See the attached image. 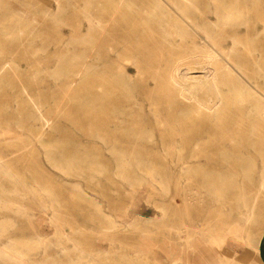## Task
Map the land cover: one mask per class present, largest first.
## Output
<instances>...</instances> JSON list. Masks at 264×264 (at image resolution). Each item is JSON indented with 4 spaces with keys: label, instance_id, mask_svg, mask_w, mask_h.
Returning a JSON list of instances; mask_svg holds the SVG:
<instances>
[{
    "label": "rangeland",
    "instance_id": "obj_1",
    "mask_svg": "<svg viewBox=\"0 0 264 264\" xmlns=\"http://www.w3.org/2000/svg\"><path fill=\"white\" fill-rule=\"evenodd\" d=\"M259 1V4H262L260 6L259 4L257 5L259 6V10L258 7L252 9V6L249 9L253 11L251 13L255 12L264 15V0ZM0 2V30L2 29L4 31H0V161L4 162L2 159H5L4 163L9 165L8 169H10V171L12 170L13 174L17 176L20 175V177L17 178L23 185H27L28 188H38L41 194L45 193L48 195V200L46 201L53 204V208H49L50 210H41L40 204L32 195L26 196L15 180L12 181L4 174L0 173V193L2 194V192H4L3 194H5L4 196L6 198L3 197V194L1 196L6 199L5 201L21 202L19 204L22 209H27L25 212L28 211L27 213H15L0 208V224L3 220L11 218L9 220L11 222V224L9 222V228L7 227L6 230L0 229V248L6 245L12 237L15 241L23 244L24 247H28L29 245L30 247L34 246V250L31 252V258L33 257L32 261L35 262V264H64L62 261H65V264H67L69 261L72 262V259L76 261L75 236L77 234H74L76 233L78 220H80V214L84 212L81 222L86 228L87 236H94V244L100 245L104 249L111 250L113 253L112 256L114 257V253L120 254V252H122L121 239H117V233L120 232L123 234V232H125L123 229L124 227L122 228L120 225L123 217L126 218L128 214L130 215L133 212H138L139 214L137 217H140V226L143 228L140 227L138 231H133V235H144L150 242L149 247L154 255L161 258L165 264H171L172 262H174L172 264H177L178 261L182 262L177 260L181 257H185V264H209L206 262L207 259H216L218 252L227 257L224 256V261L226 263L228 262L227 264H261V260L257 261L255 258L257 255L259 257L261 251L260 243L264 242V190L261 192V185H259L264 180V155L253 152L247 154L248 157L247 155H239V157L234 155L227 158L221 152L208 149L210 146L220 143V136L216 138L210 133L190 136L185 130L177 131V133L173 134L171 139H167L163 144L167 145V148L173 145L181 146L183 151H179V148L173 152L171 150L170 152H163L160 150L159 152L161 153L155 151L154 154L151 153L143 156L142 160H145L144 162L155 171V176L161 183L160 185H155L150 181L148 176L142 173L140 174L138 168L134 166L133 163H136L137 158H129V161H132L133 167L131 171L126 167L128 157L124 155H115L112 151L114 147L115 149H122V145L137 146L145 145L147 142L131 139L130 142L125 143L121 141V137H114L108 134L107 126H104L109 113V111H107L106 115V110L104 109V107H107L105 106L107 105V100L100 103L103 107L101 111V115L103 116L102 120L105 121L103 126L97 128L95 124H93V119L91 118L93 112V102L91 101L93 95L92 89L94 88L93 83H96V88L99 85L103 86L102 88L105 90L110 88L106 83V81L108 82L109 80V78H107L109 76L104 72V70H107L106 61L109 54V45L105 38V41H103L100 46L101 56L99 59H95L91 52L89 35L90 33L91 35H95L99 29H90L86 14H91L95 18L101 17L100 19L102 22H105L107 11L110 10L112 6L111 0H0ZM59 8L61 10H59ZM202 8L204 10L208 9L205 4H202ZM58 10L62 11V13L60 12L58 19L54 20L53 16ZM15 12L22 14L26 18L21 25L20 23L15 24V22L4 21V19H7ZM254 20L256 24L255 21H253L254 23L252 25L255 27L256 31L254 34L256 35H254L253 41H251L253 42L251 49L256 48L257 50L259 46L258 41H264V34H262L261 31H259V33L257 31L262 26V22L258 19ZM4 25L9 27L8 30L11 33L13 32L12 35L14 36H8L6 34L7 32L5 33L6 29H4ZM104 30H102L103 34H107V29ZM241 32V38L243 39V36H245V29ZM258 34H260V36H257ZM85 36L88 37V39L85 38ZM243 40H246V38ZM117 42L116 44L121 45L119 40ZM263 46L260 48L261 50L264 49ZM259 52L261 53L258 49L255 56H258L260 54ZM263 54L264 53L260 54L262 55L260 57L261 61L263 59ZM92 64H95L96 67L98 66L95 72L92 71ZM123 64L127 65V62H123ZM69 70L72 71L70 72L71 75L69 74ZM253 71L257 70L255 69ZM256 78L258 81L264 82L263 77ZM99 82L103 84L101 85ZM116 91V95L122 97L120 91L118 89ZM57 98L58 100H56ZM35 99L40 103L37 101L35 102ZM52 111L54 114L58 112L57 115L52 116ZM41 112L42 114H40ZM22 114L24 116H22ZM51 117H53V119ZM49 119L50 121L47 122ZM70 121L71 123L69 124ZM32 124H34V126ZM36 128H42L43 130L38 129L39 132L42 131L38 133ZM32 129L34 131H32ZM44 131L47 133H44ZM67 133L71 135L69 138ZM154 134L155 140L159 141V138L162 137L160 135V130L154 131ZM215 139L218 141H215ZM65 142H67L68 145ZM70 142H73L71 143L72 147L70 146ZM107 143L109 144L107 145ZM64 144L68 147V153L66 152V147L64 146L65 148H63V146H61ZM159 144L162 143L160 142ZM59 146H61V149H64L63 151L65 153L59 149ZM73 147L75 148L73 149ZM202 147H206L207 150H201L200 148ZM50 148L51 150L56 149L61 152H55L56 150L50 152ZM68 149L72 153L69 152ZM46 152H50L49 154H51L52 157L54 156L53 159L57 161L55 166L56 169L53 168L52 163L49 164V158L45 155ZM69 153L70 155L72 154L71 156L74 155L75 158L70 157ZM117 154L119 153L117 152ZM241 156L245 163L247 161L246 158L248 159L247 165L245 164L246 166L240 165L242 161L240 160ZM47 158L48 162L46 160ZM71 158H74V160ZM61 159L63 161H61ZM132 159H134V161ZM67 164L75 166L74 170L70 171L72 175H75L76 171L81 175L76 174L75 176H71L69 172L62 171V166ZM50 165L52 166L50 167ZM126 171L130 175L127 174ZM88 172H91V176H88V174H90ZM126 174L130 177L132 176V180L137 178L138 180L140 179L143 183L140 187L141 189L139 188V190H137V185L133 183L135 180L129 183L126 179L128 178ZM31 176H33L35 180H32L34 178ZM222 178L233 181L234 184L241 186V188L237 185H232L229 190L224 189L226 193L229 192L227 196L225 193V199H223L224 197H222V199H216L212 194L213 190L210 186L218 185ZM34 182L37 183L38 186ZM39 183H41L43 189ZM39 185L41 187H39ZM74 189H76V191ZM130 192L133 193V195H130ZM241 192H244L246 201L238 197ZM53 194H56V196ZM53 196L54 200L51 198ZM47 197L45 198L47 199ZM56 197L59 198V200ZM55 201H59L60 204ZM88 201H90V203H88ZM96 204L102 207V214L95 213L96 210H94V205ZM170 204L171 206H169ZM246 207L248 209L254 207L252 209L254 218L249 223L244 220V212L247 210ZM8 212H10V214ZM54 213L55 218L60 219L56 220L57 224H55V226L51 224V218L54 216ZM164 215L167 218H165ZM30 216L33 219H31ZM163 216L164 218H162ZM29 217L30 219H28ZM62 217L67 221L61 220ZM107 217L109 219H107ZM38 219H41V221H37ZM103 219L106 221H103ZM107 220L109 222L111 221L110 225L107 224ZM184 221L187 224L184 225ZM104 224H107L109 227ZM145 224H149V226ZM239 224L241 225L239 226ZM12 226H16L17 229L15 227V230ZM107 228H109L110 231H108L109 229ZM105 229L107 231H105ZM186 230L187 233L185 232ZM109 232L111 236L113 235L112 238L111 236L108 237L110 235ZM102 233L107 238L111 239L101 240L105 237L103 235L101 236ZM125 233L130 235L129 232ZM198 234L199 236H197ZM62 235L69 236L72 241H67L66 243ZM205 235L207 236L206 238ZM38 238L51 241V243L50 241L47 242L51 247L45 246V250L47 249L46 253H43V251L39 252V249H35L39 246L36 244V247L35 245V242L39 241ZM257 240L260 243H258ZM55 241L57 244L52 243ZM182 244L185 245L183 246ZM53 245L55 247H53ZM166 247L169 250L172 248L174 249L172 254L174 257L171 256V258H169L167 256L163 251ZM54 249L56 251H54ZM63 249L67 251L66 254L63 252ZM193 249L196 251H192ZM40 250L43 249L40 248ZM116 250L119 251L117 252ZM195 256L201 257V261L197 263H189L187 261V259H193ZM261 256L262 255H260V257ZM232 258L234 259L232 260ZM5 259L7 258L0 255V264H4V262H6L5 264H9L10 262V264H12L13 261ZM47 259L50 260L47 261ZM38 261L42 263H38Z\"/></svg>",
    "mask_w": 264,
    "mask_h": 264
},
{
    "label": "bare ground",
    "instance_id": "obj_2",
    "mask_svg": "<svg viewBox=\"0 0 264 264\" xmlns=\"http://www.w3.org/2000/svg\"><path fill=\"white\" fill-rule=\"evenodd\" d=\"M259 2H260L259 0H111L112 6H111V9L107 11V17H106L105 22H102V20L100 19L101 17L95 18L91 14H86V19L90 25L89 26L90 29L91 30L92 29L95 30V28L99 29V31L95 35H91V33L89 35V43L91 44L90 48H91V52L93 56L95 57V59H99V57L101 56L100 46L102 42L105 41V38L109 45V51H108L109 54H108V58L106 61L107 70H104V72H106L109 76L107 77L109 78V80L107 79L108 82L106 81V83L109 85L110 88L107 87L108 89L105 90L102 88L103 86H100V85L97 86L96 88V83L95 82L93 83L94 88L92 89L93 95L91 98V101L93 102V106H92L93 112L91 116V118L93 119V124H95L97 128H99L100 126H103V123L105 121L102 120L103 116L101 115V111L103 110V107L100 105V103H102V101L104 100H107V105H105L107 107H104V109L106 110V115H107V111H109V113L107 116L108 119L105 122L104 126H107L106 128H108V134L114 137L115 136L121 137L122 138L121 141L125 143L130 142L131 139L135 141L147 142L145 143V145H137V146L122 145V149H115V147L113 146L114 149L112 148V151L115 153V155H124L128 157V161L126 163V167L128 169L131 170V168H133L132 163H131L132 161L130 162L129 158H135V159L137 158L136 163H133V164L136 168H138V170L140 171V174L142 173L143 175L148 176L150 178V181L153 182V184L160 185L161 183L159 182L158 178H156L155 176V173H154L155 171H153L147 165V163L144 162L145 160H142L143 156H146V154H151V153L154 154L155 151H157L158 153L160 150L163 152L164 151L170 152L171 150L173 152L179 148L178 149L179 151H183L181 146L173 145L167 148V145L163 144L164 141H167V139H171L173 134L181 130L182 131L185 130L190 136H198V135H201L202 133L204 134L210 133L214 135L216 138L220 136L221 137L220 143L219 144L216 143L214 146H210L208 149L221 152L227 158L232 157L234 155L239 157V155L243 156V155H247L253 152H258V153H261V155H264V82H260L256 78V77L264 78V54H263L262 61L260 59V57L262 56L260 54L264 53L263 51L264 49L262 50L260 49L264 45V41H260V40L258 41L259 46L257 45L258 46L257 48L259 49V51H261V53L259 52L260 54L258 56H255V53H257L258 49L257 50L256 48L251 49V46L253 45V42L251 41H253V37L254 35H256L254 34L256 31L255 27L254 25H252L254 23L253 21H255L254 19H258L260 22H262V26L261 27L259 26L260 28L257 31L258 33L259 31H261V33L264 34V15L258 14L255 12H254L255 14L251 13L253 11L249 9L252 6L253 7L252 9L254 8L256 9L258 7V10H259V6L262 5L261 3L259 4ZM202 4H205L208 9L204 10L202 8ZM258 4L259 6H257ZM59 10L61 9L59 8ZM59 10L56 14H54L53 16L54 20L58 19V15L60 14V12L62 13V11H59ZM25 19L26 18L22 14L15 12L14 14H11V16H9L7 19H4V21L15 22V24L20 23L21 25V23H23ZM255 24H256V21H255ZM241 28L245 29L246 37L243 36V39L246 38L248 42L241 38V35H242L241 31L244 30ZM4 29H6L5 33L7 32L6 34L8 36L12 35L13 32L11 33L8 30L9 27L5 26ZM104 29H107V34H103L102 30ZM260 34H258L257 36H260ZM85 38L88 39V37L86 36ZM118 40L121 43V45L116 44ZM123 62H127V65L123 64ZM97 67L95 66V64H92V68H93L92 71L95 72L98 69ZM67 68L70 69L69 67ZM251 68L253 70L256 69L257 71H253ZM71 70H72V67H71ZM72 71L69 70V74ZM99 83L101 85L103 84L101 82ZM117 89L120 91V95L122 97L120 96L118 97L116 95ZM56 100H58V98ZM36 101L37 100L35 99V102ZM54 101H55V98H54ZM57 113L58 112L54 114L53 112L51 114L52 116H54V115H57ZM40 114H42V112ZM22 116L24 115L22 114ZM51 118L53 119V117ZM48 121H50V119L47 120V122ZM70 123L71 121L69 122V124ZM32 125L34 126V124ZM42 128H38V129H42ZM33 129L32 131H34ZM38 129H37V132L41 133L42 131L39 132ZM58 130H61V129H58ZM157 130H160V135L162 136L159 138V141L158 140L156 141L154 138L156 134V133L154 134V131H157ZM44 133H47V132L44 131ZM120 133H123V134H120ZM67 134L69 135L68 136L69 138L71 135L69 133ZM75 137H71V138H75ZM215 141H218V140L215 139ZM160 142L162 144H159ZM65 143L68 145L67 142ZM71 143L73 142H70V146L72 145ZM108 144L109 143H107V145ZM59 145H60V142H59ZM115 145L117 146L116 143ZM61 146H63V148L66 147L65 149L67 152L68 147L65 146V144ZM61 146H59V149L63 151L64 149H61L60 148ZM46 148H47V145H46ZM74 148L75 147H73V149ZM200 149L207 150L206 147L205 148L202 147ZM55 150H51L50 148V152L55 151ZM60 150H58L59 153L61 152ZM58 151L56 150L55 152H58ZM50 152H46L45 155L49 158V162H50L49 164L52 163L53 168H55L57 161L53 159L54 156L52 157L51 154H49ZM69 152L71 151L69 150ZM117 152L119 154H117ZM71 155L70 157H74V155L73 156ZM242 156L240 159L242 160L240 162L241 166L245 165L248 161V159L246 158L247 161L245 160L246 161L245 163L242 159ZM48 158L46 159L47 162H48ZM74 158L73 159L71 158V159L74 160ZM2 160H4L5 162V159H2ZM132 160L134 161V159ZM61 161L63 160L61 159ZM4 162L0 161V173L1 174H4L8 179H11L12 181L15 180L20 185L21 189L24 191L26 196L32 195L33 198L37 200L38 203L40 204L42 208L41 210H50L49 208H53L52 207L53 204L46 201L48 200L47 194L45 193L41 194L38 188H35V187L28 188L27 185H23L20 182V180L17 178V177H20V175L17 176L13 174L12 170L10 171V169H8L9 165H7ZM74 165H75V162H74ZM74 165L67 164V165L62 166V168L61 167L60 168L62 169V171L70 173V171L74 170V167L76 166ZM51 166L52 165H50V167ZM84 167H85V163H84ZM78 172H81V171H78ZM88 173H90L88 174V176L89 175L91 176V172H88ZM76 174H78L77 171L75 172V175ZM127 174L129 173L127 172ZM75 175L71 174V176H75ZM129 175H127L128 178L126 179L129 181V183L130 181L135 180L136 183L134 181L133 183L134 185H137L138 187L137 190H139V188L143 185V183L140 181V179L138 180V178L132 180L131 178L132 176L130 177ZM32 180H35V178ZM23 181H26V180H23ZM35 184L37 185V183ZM39 184L41 185V183ZM40 185L39 187L42 186ZM232 185H237V184H234V182L231 180L222 178L218 185H212L210 186V188L213 190L212 194L214 197H216V199L217 198L222 199V197H224L226 193L224 189L229 190L230 186ZM259 185H261L260 187H261V192H262V190H264V180ZM237 186L241 188V186L239 185ZM41 188L43 189V186ZM74 190L76 191V189ZM3 193L4 192H2V194ZM228 193L229 192L226 193V196ZM2 194L0 193V208L6 211L15 212V213H23V212L27 213L28 212V211L25 212V210L27 209L25 210L22 209V207L19 204L21 202L17 203L16 201H9V200L5 201L6 199L3 198L5 197L4 196L5 194H3V197L1 196ZM129 194L133 195V193L131 192ZM54 196H56V194ZM54 196L51 197L53 200H54ZM45 197H47V199ZM238 197L241 198V200L243 198V200L246 201L244 192H241ZM57 199L59 200V198ZM223 199H225V197ZM72 201L75 202L74 200ZM55 202L59 203V201H55ZM58 203H55V204H58ZM88 203H90V201H88ZM254 204H255V201H254ZM94 206H95L94 210H96L95 213L96 212L97 214L103 213L102 207L99 204H96ZM169 206H171V204ZM248 208L246 207L247 210L245 209L246 212H244V220L247 223L251 222V220L254 218L253 217L254 212L252 210L254 207L252 209H248ZM8 213L10 214V212ZM83 214L84 212L83 213L81 212L80 220H78L76 233L74 232L75 233L74 235L77 234L75 236L76 237V250H75L76 251V261L72 259V262H70L69 261L71 259L70 258L68 260L69 263L67 264H165L161 258L156 257L154 255L153 251L149 247L150 242L144 237V235L142 234H141L142 236H138V234L133 235L132 232L136 230L138 231V229L141 227L140 217L139 218L137 217L139 214L138 212H133L130 215L128 214L126 218L123 217L122 219V223L120 225L122 228L124 227L123 229L125 230V232H129L130 235H128L125 232H123V234L120 232L117 233V239H121L120 243H122L121 245L122 252H120V254L114 253L116 257L112 256L113 253L111 250L104 249L100 245H95L94 236H89V237L87 236L86 228L81 222L83 220L82 219ZM164 216L162 218H164ZM30 217L28 219H30ZM165 218L167 217L165 216ZM10 219L3 220V222L0 224L1 230H6L7 227L9 228L8 225H9ZM31 219L33 218L31 217ZM107 219L109 218L107 217ZM56 220H60V219L59 218L56 219L55 213H54V216L51 218V224L55 226V224H57ZM61 220H66V219H63L62 217ZM37 221L40 222L41 219H38ZM103 221H106V220L103 219ZM110 222L108 221L107 224L110 225ZM107 224H104V225L108 226ZM185 224L187 223H185L184 221V225ZM145 225L149 226V224H145ZM240 225L241 224H239V226ZM15 227L13 228L15 229ZM112 228H113V225H112ZM105 231L107 230L105 229ZM108 231H110V229ZM185 232L187 233V230ZM102 235L103 233L101 234V236ZM113 235L111 236V233H110L108 237L111 236L112 238ZM197 236H199V234ZM62 237H64V239L66 240L65 241L66 243L67 241H72V239L69 236L62 235ZM206 237L207 236L205 235V238ZM111 238H107L105 236L101 240H110ZM259 240H262V239H259ZM49 241L50 240L48 239L45 240L44 238L39 239V241H36L38 243L35 242V245L36 244L39 245L38 248H35V249H39V252L43 251V253H46L47 249L45 250L46 248L45 246L51 247L50 245L47 244V242ZM73 242H74V239H73ZM52 243H56V241ZM258 243L260 242L258 241ZM53 247L55 246L53 245ZM40 248H42L43 250H40ZM65 249H63V252L66 254L67 251ZM33 250H34V246L30 247L29 245L28 247H24L23 244L19 243L18 241H15V239L11 237L8 243L4 245L2 248H0V253H1L0 255H3L5 258L9 259L10 261L16 262V263L12 262V264H35V262L32 261L33 257L31 258V254H32L31 252ZM54 251L56 250L54 249ZM116 251L118 252L119 250H116ZM163 251L167 254L169 258H171L174 252V249L172 248L169 250L166 247L165 250ZM192 251H196V250L193 249ZM34 253H37V252H34ZM224 256H225L224 254H219L218 252L216 259L214 260L207 259L206 262L209 264H227L228 262L226 263L224 261V258L226 256L225 257ZM184 259L185 257H181L180 259H177V260L182 261V262L178 261L177 264H185ZM191 259L192 258H189L187 259V261L189 263L191 262L197 263L201 261V257L199 256L198 257L195 256V258H193L192 260ZM233 259L234 258H232V260ZM255 259L257 261H260L258 255L256 256ZM49 260L50 259H47V261ZM40 262L41 261H38V263ZM62 262H64L65 264V261H62ZM5 263L6 262H4V264Z\"/></svg>",
    "mask_w": 264,
    "mask_h": 264
},
{
    "label": "crops",
    "instance_id": "obj_3",
    "mask_svg": "<svg viewBox=\"0 0 264 264\" xmlns=\"http://www.w3.org/2000/svg\"><path fill=\"white\" fill-rule=\"evenodd\" d=\"M260 245H261V251H260L259 257L260 255H262L260 257V260H261L260 262H262L261 264H264V242L260 243Z\"/></svg>",
    "mask_w": 264,
    "mask_h": 264
}]
</instances>
